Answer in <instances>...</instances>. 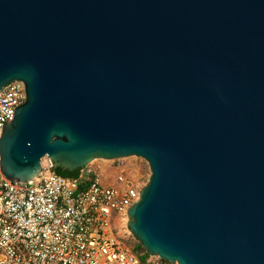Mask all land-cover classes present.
Segmentation results:
<instances>
[{
  "label": "water",
  "instance_id": "95a60500",
  "mask_svg": "<svg viewBox=\"0 0 264 264\" xmlns=\"http://www.w3.org/2000/svg\"><path fill=\"white\" fill-rule=\"evenodd\" d=\"M12 81L7 179L140 158L129 230L150 257L264 264V0H0Z\"/></svg>",
  "mask_w": 264,
  "mask_h": 264
},
{
  "label": "built area",
  "instance_id": "2783aa9c",
  "mask_svg": "<svg viewBox=\"0 0 264 264\" xmlns=\"http://www.w3.org/2000/svg\"><path fill=\"white\" fill-rule=\"evenodd\" d=\"M25 99L20 81L0 89V136ZM125 160L105 161V170L89 164L78 180L57 176L47 158L26 183L0 171V264H140L126 241L132 236L128 212L143 187ZM82 180L86 188L79 190ZM152 263L167 264L157 257Z\"/></svg>",
  "mask_w": 264,
  "mask_h": 264
},
{
  "label": "rangeland",
  "instance_id": "374dc122",
  "mask_svg": "<svg viewBox=\"0 0 264 264\" xmlns=\"http://www.w3.org/2000/svg\"><path fill=\"white\" fill-rule=\"evenodd\" d=\"M125 159H126L125 162L131 168H133V175L131 176V179L138 186L144 187L146 185V183L148 182V179L150 177V171H149V167H148L147 163L144 160H142L140 158H136V157H130V158H125ZM107 164L108 163L105 162L104 160H94L90 165H93V167H95L99 170H105ZM113 179H114V177H113ZM103 180L105 182H108L111 180V176H109L108 173L107 174L103 173ZM130 222H131V220L129 219L128 223H127L128 228H129ZM137 242H138V240L135 237L130 236L128 245L130 248L133 249L136 247ZM151 260L156 261V257H153V258L151 257Z\"/></svg>",
  "mask_w": 264,
  "mask_h": 264
},
{
  "label": "trees",
  "instance_id": "16d2710c",
  "mask_svg": "<svg viewBox=\"0 0 264 264\" xmlns=\"http://www.w3.org/2000/svg\"><path fill=\"white\" fill-rule=\"evenodd\" d=\"M54 172L61 177L72 179V180H78L80 178V175H81L80 169H77L75 171H67V170H63L61 168H57L54 170ZM85 188H86V183H84L83 180L80 181L79 190H83ZM126 244L129 247V245H128L129 239L126 241ZM132 252L138 256V258L140 260V264H153L151 257L145 252L144 248L142 247V245L139 242H137L136 247L132 249ZM160 261L162 263L171 264L168 261H164V260H160Z\"/></svg>",
  "mask_w": 264,
  "mask_h": 264
}]
</instances>
